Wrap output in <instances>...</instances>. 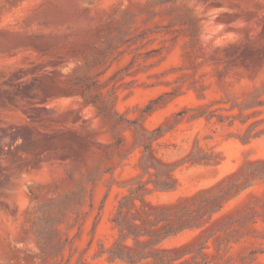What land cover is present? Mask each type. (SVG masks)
Returning <instances> with one entry per match:
<instances>
[{
	"label": "rangeland",
	"instance_id": "obj_1",
	"mask_svg": "<svg viewBox=\"0 0 264 264\" xmlns=\"http://www.w3.org/2000/svg\"><path fill=\"white\" fill-rule=\"evenodd\" d=\"M0 264H264V0H0Z\"/></svg>",
	"mask_w": 264,
	"mask_h": 264
}]
</instances>
